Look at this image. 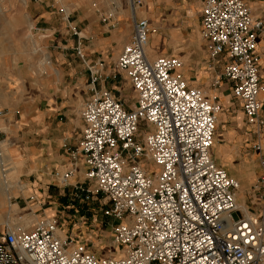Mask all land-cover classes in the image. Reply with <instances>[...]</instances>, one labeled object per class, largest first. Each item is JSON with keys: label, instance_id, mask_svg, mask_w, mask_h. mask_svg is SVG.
Returning <instances> with one entry per match:
<instances>
[{"label": "built area", "instance_id": "obj_1", "mask_svg": "<svg viewBox=\"0 0 264 264\" xmlns=\"http://www.w3.org/2000/svg\"><path fill=\"white\" fill-rule=\"evenodd\" d=\"M197 1L213 75L209 86L225 85L237 102L258 159L261 173L249 205L238 207L240 185L213 155L222 112L217 97L185 78L180 58H148L152 28L137 15L142 1L126 0L130 40L108 65L86 56L84 38L61 7L62 20L77 39L75 56L88 71L91 96L79 113L80 140L68 150L70 169L55 172L53 186L72 188L75 205L67 208L76 214L98 202L101 217L112 222L118 256L97 257L65 231L56 214L29 230L5 221L0 264H264V86L257 52L264 20L244 0ZM100 21L109 30L118 28L110 14L100 15ZM116 75L131 88L130 106L120 91L97 89ZM8 169L0 152V170ZM80 170L83 179L70 183ZM14 187L21 196L25 192L20 182Z\"/></svg>", "mask_w": 264, "mask_h": 264}, {"label": "rangeland", "instance_id": "obj_2", "mask_svg": "<svg viewBox=\"0 0 264 264\" xmlns=\"http://www.w3.org/2000/svg\"><path fill=\"white\" fill-rule=\"evenodd\" d=\"M141 1L142 6L139 11L137 10V15L149 20L152 28L146 49L148 58L154 59L161 55L180 58L184 66L182 72L192 85L196 84L209 96L217 97L220 106H229L228 100L233 104L224 85L216 90L209 86L212 75L206 69L207 56L198 22V1ZM246 1L257 16L264 18V4L257 3L263 0ZM61 7L67 10V14L68 12L74 13L75 19L72 17L71 21L85 14L97 20L99 11L105 12L106 15L110 14L115 19L117 17L129 19L126 0H0V112L3 113L0 116V152L5 156L9 168L5 173L0 170V188L2 187L0 191V232L7 220L11 224H21L24 228L31 229L43 217V210L47 207V205L45 208L40 207L41 201L37 189L41 186L49 187V190H45L47 194L43 198H46L45 202H53V211H56L65 231L73 237H77L78 241L83 242L97 257H117L118 249L112 242L110 227L112 222L107 219L106 215L105 217L103 215L104 218L101 217L98 211V202L91 205V211L76 214L74 208H67L69 204L75 205L70 200L72 199L70 197L71 187L63 190L47 186L51 181V176L47 179L39 176V184L38 182L34 183L33 177L28 180L26 177L34 171L28 169L25 172L23 167L16 163L11 156L10 148L14 137H16L13 130L16 118L18 119L22 112V106L25 103H38L41 100V81L48 77L46 75L55 78L56 70H52L55 62L51 58L55 49L49 39L55 29L53 36L59 38V25L63 24L62 16L59 14ZM128 25H131L130 22ZM156 38L158 43H155ZM53 45L56 46V44ZM81 45L84 50L88 48L85 53H90L88 55L93 62L102 60L106 65L115 61L121 52V50L112 52L111 49L108 51L103 49L100 54H97L96 48L93 46L94 42L84 39L81 40ZM45 57H49V64ZM74 61L80 67L79 62L76 59ZM67 76L70 77V75ZM262 76L264 81V68ZM97 89H107L113 93L118 89L128 106L132 103L131 88L122 75L101 81ZM54 91H50V93ZM118 95L119 92L116 93V96ZM90 96L91 94L87 98ZM79 101L73 110V118L78 120L83 100L80 98ZM36 112L38 110L34 109L32 117ZM39 112H43V109H40ZM230 114L229 116V113L223 110L218 115L216 136L223 132L228 133L223 137L226 139L224 143H215L213 154L215 156L217 149V164L223 167L231 178L238 181L240 185L239 201L248 206V194H250L251 187L256 183L261 171L257 157L245 146L243 140L241 141L240 136L244 126L239 123V121L243 122L240 110L235 107L230 111ZM11 115L16 117L11 119ZM8 122L9 124H7ZM223 123L225 124L223 125ZM69 169L70 166L60 168L59 172L64 173ZM19 179L23 183L30 184L22 196L14 187ZM82 179L83 170H80L78 179L71 180L70 183L73 184ZM4 180L7 182V188L3 183ZM29 195L34 196V199L25 200ZM8 197L12 198L10 203ZM233 218L235 219L236 216L233 215Z\"/></svg>", "mask_w": 264, "mask_h": 264}, {"label": "crops", "instance_id": "obj_3", "mask_svg": "<svg viewBox=\"0 0 264 264\" xmlns=\"http://www.w3.org/2000/svg\"><path fill=\"white\" fill-rule=\"evenodd\" d=\"M244 1L248 4L246 0ZM257 3L264 4V0ZM36 12L40 13L39 11ZM69 15L71 25L79 30L81 36L84 35V40L94 42L93 46H95V52L97 54H100L103 49H106L107 51L111 49L112 52L122 50L123 46L130 40L132 27H130L131 25H128V23L130 22L128 18L125 19L124 17H117L115 20L117 22L118 28L116 30H109L105 26H103L100 21V15H106L105 12L99 11V19L97 20H94L88 14L78 16L76 20H74L75 18L73 12L69 13ZM72 17L74 18L73 21H71ZM261 18L264 20L263 17ZM198 22L200 25V6L198 11ZM55 31L56 29L51 34V39H49V42H51L52 46L55 49V52L51 54V58L56 64H54V68H52V70H56L54 76L55 78L46 75L48 77L41 81V100L38 103H25L22 106V112L20 114V117L18 119L16 118V125L14 126L13 130V133H16V137H14V142L10 148L12 159L16 163L20 164L25 172L28 169L34 171L32 174L26 177L28 180L33 177V179H35L34 183L38 182L39 184V176H42L46 179L50 178L51 176V181L47 186L52 187H54L52 175L55 172H58L60 168H66L67 166H70L69 163L71 161L70 157L68 156V150L75 148L81 137L82 121L79 114L80 111L78 113V120L77 118H73V110L79 104L80 98L84 103L88 99L87 96L90 94L88 71L74 53L77 39L73 37L68 31L67 23H65L64 21L63 24L59 25V31L57 30L59 32V38H55L53 36V34H55ZM53 44H56V46H54ZM85 50H88V48H85ZM257 52L260 56L259 65L262 73L264 68V40L260 41ZM88 54H86V56L89 57ZM74 59L79 62L81 68L76 65ZM206 69L212 75L211 71L208 68V64ZM67 75H70V77ZM185 78L190 82V80L186 76ZM262 84L264 86L263 76ZM225 89L229 93L230 99L231 101H233V104H231V102H229L228 100L229 106L225 107L221 105L222 111L225 110V112L229 113L230 116V111L233 108L237 107L240 110L243 119V115L239 105L234 99H232L230 92L228 91L226 86ZM117 90H114V93L117 92ZM50 91H54V95H52L53 93H50ZM44 93H46L47 95H45ZM261 99L264 116V95H262ZM34 109L38 110V112H36L35 116L32 117V112H34ZM40 109H43V112H39ZM10 117L12 119L16 116L14 117L13 115H11ZM225 123H223V125ZM239 123L240 125L242 124L244 126V128L241 127L243 128L242 135L240 136L241 141L243 140L245 146L250 149L252 142L245 126L244 119L243 122L239 121ZM7 124H9V122ZM226 133L228 132H223L216 136V143H224L226 139H223V137ZM216 156L217 149L215 150V159ZM18 182L25 186L26 192L30 184L25 182L23 183L21 179H19L17 183ZM5 188H7V186ZM41 190L43 191L42 193L40 192ZM45 190H49V187L41 186L37 189L38 195L40 197L39 200L41 201V203L45 204L43 208H45L47 205L46 209L43 210V217H47L48 215L52 217L56 215V211H53L52 201L45 202L46 198H43L47 194V191Z\"/></svg>", "mask_w": 264, "mask_h": 264}, {"label": "bare ground", "instance_id": "obj_4", "mask_svg": "<svg viewBox=\"0 0 264 264\" xmlns=\"http://www.w3.org/2000/svg\"><path fill=\"white\" fill-rule=\"evenodd\" d=\"M115 4H116V3H115ZM138 11H139V9H138ZM157 38H158V37H157ZM157 38H156V39H157ZM156 39H155V43L158 41V39H157V40H156ZM152 43H153V42H152ZM157 43H158V42H157ZM152 46H156V45H152ZM45 59H46V62L49 64V62H50V61H49V57H45ZM3 183H4L5 186H8V185H7V182H6L5 180L3 181ZM1 190H2V187L0 188V191H1ZM244 206H245L244 203H243V202H240V201H239V198H238V207H239L241 210H245V207H244Z\"/></svg>", "mask_w": 264, "mask_h": 264}]
</instances>
